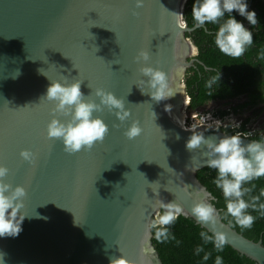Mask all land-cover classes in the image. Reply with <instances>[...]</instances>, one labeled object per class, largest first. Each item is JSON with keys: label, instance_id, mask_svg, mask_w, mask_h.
Returning a JSON list of instances; mask_svg holds the SVG:
<instances>
[{"label": "water", "instance_id": "obj_1", "mask_svg": "<svg viewBox=\"0 0 264 264\" xmlns=\"http://www.w3.org/2000/svg\"><path fill=\"white\" fill-rule=\"evenodd\" d=\"M187 2L0 0V264H163L162 212L264 264L198 178L264 171V141L180 121Z\"/></svg>", "mask_w": 264, "mask_h": 264}, {"label": "trees", "instance_id": "obj_2", "mask_svg": "<svg viewBox=\"0 0 264 264\" xmlns=\"http://www.w3.org/2000/svg\"><path fill=\"white\" fill-rule=\"evenodd\" d=\"M184 17L190 27L206 26L187 33L199 49L185 78L189 108L242 95L249 99L236 111L264 102V0H188ZM251 138L264 141V133ZM198 178L226 223L264 243V171L216 164L199 170ZM153 234L163 264H258L188 216L168 219L162 212Z\"/></svg>", "mask_w": 264, "mask_h": 264}, {"label": "rangeland", "instance_id": "obj_3", "mask_svg": "<svg viewBox=\"0 0 264 264\" xmlns=\"http://www.w3.org/2000/svg\"><path fill=\"white\" fill-rule=\"evenodd\" d=\"M194 54L195 55H192L193 57L196 56V53ZM248 99L249 98L247 95H242L240 97L226 101L214 100L208 103L205 107H202L198 110L193 111L189 108L187 111L191 114L198 113L207 115L209 112L212 111H219L220 113V111L226 110L227 117H225V119H229L233 125H242L245 120H247L246 126L248 130H255L254 134L264 133V102L259 101V103L255 104L254 106L246 107L244 109H238V111L235 110V106H237L239 103H243ZM183 117L185 119V115ZM184 119L182 125L184 123ZM159 219L160 214L156 216V224Z\"/></svg>", "mask_w": 264, "mask_h": 264}, {"label": "built area", "instance_id": "obj_4", "mask_svg": "<svg viewBox=\"0 0 264 264\" xmlns=\"http://www.w3.org/2000/svg\"><path fill=\"white\" fill-rule=\"evenodd\" d=\"M191 98L187 96V102L185 107V119L184 126L188 128H198L200 126L206 127L208 130H224V129H232L234 133L239 136L251 137L255 135V130H243L242 125L237 124L233 125L229 119H225L227 115L221 116L219 111L209 112L207 115L198 114V113H188V109L190 106ZM210 117V118H209Z\"/></svg>", "mask_w": 264, "mask_h": 264}, {"label": "bare ground", "instance_id": "obj_5", "mask_svg": "<svg viewBox=\"0 0 264 264\" xmlns=\"http://www.w3.org/2000/svg\"><path fill=\"white\" fill-rule=\"evenodd\" d=\"M181 94V93H180ZM179 112H180V121H181V124H182V122H183V119H184V115H185V113H184V111L182 112L181 110H179ZM183 125H184V123H183Z\"/></svg>", "mask_w": 264, "mask_h": 264}, {"label": "clouds", "instance_id": "obj_6", "mask_svg": "<svg viewBox=\"0 0 264 264\" xmlns=\"http://www.w3.org/2000/svg\"><path fill=\"white\" fill-rule=\"evenodd\" d=\"M187 96H189L188 94H187ZM191 102V101H190ZM227 131V130H226ZM234 132V131H233Z\"/></svg>", "mask_w": 264, "mask_h": 264}]
</instances>
